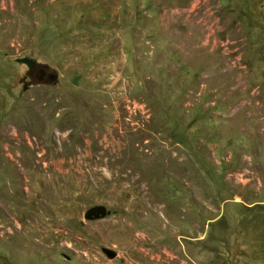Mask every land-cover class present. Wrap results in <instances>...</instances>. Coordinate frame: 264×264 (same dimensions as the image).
<instances>
[{
    "label": "rangeland",
    "instance_id": "obj_1",
    "mask_svg": "<svg viewBox=\"0 0 264 264\" xmlns=\"http://www.w3.org/2000/svg\"><path fill=\"white\" fill-rule=\"evenodd\" d=\"M0 264H264V0H0Z\"/></svg>",
    "mask_w": 264,
    "mask_h": 264
},
{
    "label": "water",
    "instance_id": "obj_2",
    "mask_svg": "<svg viewBox=\"0 0 264 264\" xmlns=\"http://www.w3.org/2000/svg\"><path fill=\"white\" fill-rule=\"evenodd\" d=\"M108 211L107 208L103 205L93 207L87 211L86 217L88 219H98L105 217L107 215ZM111 257H115V252L109 251L108 252Z\"/></svg>",
    "mask_w": 264,
    "mask_h": 264
}]
</instances>
